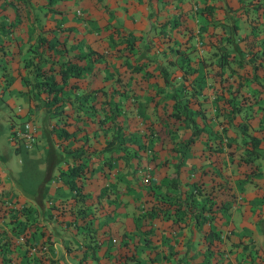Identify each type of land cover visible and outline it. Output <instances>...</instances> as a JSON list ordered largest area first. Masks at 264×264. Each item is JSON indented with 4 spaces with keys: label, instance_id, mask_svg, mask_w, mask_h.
Masks as SVG:
<instances>
[{
    "label": "rangeland",
    "instance_id": "obj_1",
    "mask_svg": "<svg viewBox=\"0 0 264 264\" xmlns=\"http://www.w3.org/2000/svg\"><path fill=\"white\" fill-rule=\"evenodd\" d=\"M242 1L198 0L200 12L194 6L196 0H0V29L3 24L16 17L12 31L0 30V212L5 207H12L20 213L14 222L18 223L19 220L21 227L25 226L19 231L21 233L17 235L15 244L5 247L13 258H17L18 262L23 261L21 254L24 247L21 243L25 239L24 233L27 232L30 237L35 228L33 224L37 222V232L40 230L36 232L38 242L31 241L29 253L43 252L42 254L55 257L56 262L53 264H124L119 263L116 256H120L119 261H123L121 253L126 249L129 253L133 249L136 251L140 264H174L173 260L180 255L183 256L178 261L180 264H216V260L218 264H264V148L256 161L258 164L252 167L244 163L236 166V161L228 162L227 167L211 165L216 172L212 180H224L226 171L231 174L233 190L239 201L233 202L226 222H219L215 218L211 220V226L220 231L211 241L212 247L207 248L209 237L202 236L200 231V234L188 236L187 230L180 231L188 226L180 227L179 230L173 224L171 214L174 201L168 197L173 189L169 187V183L173 163L180 158L179 151L158 149V157L151 159V153L142 150L139 160L136 156L129 157L126 161L116 159L110 166H106L101 164L96 153L84 156L81 163L73 158L77 151L63 150L62 143L57 141L59 160L51 177L45 179L48 144L41 124V110L37 107L41 101L33 91L35 80L40 78L37 69H33L31 65L37 59L35 48L38 46V36H45L48 44L56 45L53 51L63 50L59 54V58L63 60L71 55H82L90 49L102 51L107 44L113 45L107 35L112 32L113 27L122 35L117 36L118 41L122 40L121 49L117 53H122V56L112 57L108 62L123 70V80L130 75L131 64L141 61L142 58L137 57L163 56V53L171 56L175 63L167 64L163 56L160 61L147 63L144 67L156 72L158 63L167 64L170 79L176 83L182 82L184 69L180 65L183 61L181 55H177L175 47L180 44L182 49L185 43H191L195 50L192 46L188 47L187 50H192L188 62L196 69L188 77L202 74L205 81L217 82L210 70L216 64L217 56L212 55L210 49L206 50L208 46L203 48L202 42L192 41L194 36L190 35L188 28L193 26L195 31H199L201 26L208 29L216 25L219 28L224 22V9L228 3L237 7ZM245 1L253 6H264V0ZM213 3L215 6H212ZM30 16L33 21L29 20ZM251 16L254 15L243 13L237 17L238 33L250 30L255 23V18L252 21ZM184 25L187 27L183 28ZM145 40L148 42V49H144ZM127 42L134 44L133 62L124 50L125 43L127 49L129 47ZM46 53L49 54V50ZM209 62L212 63L208 65ZM108 72L104 70L98 75L94 85L113 82L114 79L103 76ZM140 76L133 75L131 79L134 81V78ZM153 77L151 85L155 87L157 80L162 81V78ZM235 77L237 72H230L229 75L227 70L218 75L221 80L231 82ZM140 84L146 86L148 82L140 80ZM140 93L144 100L146 90L141 89ZM208 96L212 98L211 95ZM210 99L208 102H211ZM263 106L264 100L248 103L243 110L244 114L240 113L235 118L238 130L246 125L247 129L244 130L263 135ZM208 122L216 127V119ZM26 124L25 134L15 136L14 128L25 127ZM217 128L221 129V124ZM177 130V135L182 139L189 134L182 125ZM29 134L35 139L30 140ZM208 138L207 143L206 138L198 140L179 159L181 182H190L199 177L200 168L196 166L204 164L205 151L202 147L209 144L212 148L219 137L212 134ZM227 140L226 138L223 142L226 143ZM229 140H235L233 135ZM241 141L244 142V139L235 141L234 148L237 152L244 151ZM69 144H73V141ZM169 145L166 144L167 147ZM77 164H80V173H70V168ZM219 171L222 173L219 174ZM71 177L75 178L74 187L65 183ZM152 186L164 197L163 200L156 201L158 206L168 205L165 212L156 217L150 226L142 213L153 204L149 195ZM229 192L230 190L228 198ZM99 195L103 196L99 198ZM111 200L114 202L113 206ZM68 204L84 211H76V225L65 227L64 221L60 224L56 220L67 213V209L65 213L60 212V208L68 207ZM50 207L54 214L49 216L52 210ZM99 209H103L100 213L106 211L105 215L109 219L117 220V225L121 223L115 235L107 233L109 229H94L95 219L101 218V222L105 220V217L97 216ZM123 213L126 214L125 220L119 216ZM79 216L82 218H78ZM6 220L7 216H0V224ZM0 227L5 229L3 231L10 230L8 225ZM148 228L152 230L148 231ZM47 232L52 236H47ZM146 234L154 238L150 244L146 242ZM172 235L178 238L176 242H171ZM120 239L122 242L126 240V247L120 246ZM85 242H100V246L96 251L87 248L88 255L81 257V247L86 246ZM169 244L180 252L171 261H167L165 256ZM155 249L159 251L156 252ZM92 254L98 256L97 259ZM0 264H5L2 255Z\"/></svg>",
    "mask_w": 264,
    "mask_h": 264
},
{
    "label": "trees",
    "instance_id": "obj_2",
    "mask_svg": "<svg viewBox=\"0 0 264 264\" xmlns=\"http://www.w3.org/2000/svg\"><path fill=\"white\" fill-rule=\"evenodd\" d=\"M196 1L194 6L201 12V6L198 0ZM250 4L245 0L237 7L228 3L224 9V22L219 28H216V25L208 29L201 26L199 31H195L193 26L188 28L190 35L194 36L192 41L202 42L203 48L208 46L206 50L210 49L211 54L217 56L216 64L210 68L211 75L216 78L217 82L212 83L205 81L202 74H197L192 78L188 77V74L196 69V67L193 69L188 62L189 53L192 50L187 49L192 46L191 43H185L182 49H180V44L175 47L177 55H181L180 58L183 61L180 66L184 69L183 81L176 83L170 79V72L166 66L175 62L171 56L163 53L161 55L165 57L167 64L158 63L156 72L147 70L144 66L150 62L160 61L163 56L137 57L142 58L141 61L138 64H131L133 66L130 68V75L123 80V70H119V66L114 67L108 62L112 57L122 56V53H117L121 49L122 40L117 39L120 34L116 27H113L112 32L107 34L113 45L107 44L102 51L90 49L82 55H71L63 60L59 58L63 50L53 51L56 45L48 44L45 36H38L39 42L35 48L37 59L31 62V65L40 75V78L35 80L33 91L41 101L37 107L41 110V124L48 144L45 179L51 177L53 168L59 160V152L56 150L57 141L62 143L63 150L77 151L73 154V158L81 163L84 156L96 153L101 164L110 166L116 159L126 161L129 157L136 156L139 160L142 150L150 152L151 159H155L158 157V149L169 148L168 151H179V159H182L184 151L198 140L206 138L207 143L208 136L212 134L218 136V141L212 148L209 144L202 147L205 151L204 164L196 166L200 168L199 177L190 182H181L179 159L173 163L169 183L173 193L168 196L174 201L171 215H173L175 227L179 229L190 224L191 227L200 231L202 236L209 237L206 247H212L211 241L218 236L220 229L213 228L211 220L215 218L219 222H226L227 214L232 211L233 202H238L239 197L235 196L231 174L226 171L224 180H212L216 172L211 165L227 167L228 162L236 161V166L244 163L252 167L258 164L256 161L260 158L264 148V134L250 133L244 130L247 129L246 125H243L244 128H240L239 131L238 124L235 122L238 114H244L243 110L248 103L253 104L264 100V6ZM212 6H215L214 3ZM243 13L253 14L251 18L252 21L253 17L255 18V23L251 25L249 31L241 34L238 33L237 17ZM29 20L33 21L31 16ZM15 23L16 17L3 24L0 30L12 31ZM186 27L187 25H184L183 28ZM127 43L129 47L127 49L125 43L126 49L124 50L133 62L135 61L132 50L134 44ZM143 46H145L144 49L149 48L147 40ZM48 50L49 54L46 53ZM42 63L45 64L42 65ZM211 63L209 62L208 65ZM104 70L109 72L103 76L114 79L113 82L94 85L98 75ZM224 70H227L229 75L230 72H237V77L233 79V82L218 78ZM133 75L141 76L132 81ZM152 76L162 78V81L157 80L155 87L151 85ZM140 80L148 84L144 86L140 84ZM185 81H187L186 84ZM141 89L146 90L144 100L140 93ZM29 93L32 94V91ZM208 94L212 96L211 99ZM209 99L211 102H208ZM211 119H216V127L209 124L208 121ZM219 124H221V129L217 128ZM179 125H182L184 131L189 133L185 139L177 135ZM232 135L234 141L229 140ZM226 138L228 140L224 143L223 140ZM239 138L244 139V142L241 141L243 152H237L235 149V141ZM70 141H73V144L70 145ZM166 144H170L169 147ZM79 166L80 164L73 165L69 170L70 173H80ZM65 183L74 187L75 178L66 179ZM228 190H230V198L227 197ZM149 195L153 204L142 213V217L151 226L154 219L165 212L168 204L158 206L156 201L163 200L164 197L157 193L156 188L151 189ZM100 196L103 195H99V198ZM80 209L68 204V207L60 208V212L65 213L66 211L67 213L58 220L55 214V220L60 224L64 221L65 227L76 225V221L74 222L76 211H84ZM53 214L52 209L49 216ZM19 215L20 213L14 211L12 207H5L0 212V216L8 217V220L1 222L0 226L8 225L10 229L8 232L0 227V255L5 264H53L56 262L55 257L42 254L43 252L29 253L31 241L38 242L36 234L40 230L37 232V222L33 224L35 228L30 237L27 232L24 233L25 239L21 243L24 247L21 254L23 261L18 262L17 258H13L5 250V247L15 244L17 235L21 233L19 232L22 228L20 221L18 220L19 225L14 222ZM78 225L81 226L80 222ZM24 228L25 226L22 229ZM94 229L99 231L96 226ZM151 230L148 228V231ZM51 233L47 232L46 235L52 236ZM109 233L113 235L111 230ZM145 239L148 244L154 241V238L148 234L145 235ZM177 239L172 235L171 242H176ZM125 242L126 240L122 242L120 239V246L126 247ZM98 243L85 242L86 246L81 247V257L88 255V249L98 250L100 246ZM167 246L169 249L166 250L168 252L165 256L167 261H171L179 249L172 244ZM155 251L159 250L155 249ZM121 254L123 255L122 262L119 261L121 257L116 256L119 263L140 264V258H137L134 249L130 253L126 249ZM97 257L94 254L93 258L97 259ZM182 257L180 255L173 260L174 264H180Z\"/></svg>",
    "mask_w": 264,
    "mask_h": 264
},
{
    "label": "crops",
    "instance_id": "obj_3",
    "mask_svg": "<svg viewBox=\"0 0 264 264\" xmlns=\"http://www.w3.org/2000/svg\"><path fill=\"white\" fill-rule=\"evenodd\" d=\"M78 201V200H77ZM111 202V204H112V206H113V204H114V202H113V200H111L110 201ZM124 204V203H123ZM107 206H108V203H107ZM100 211H103V209H99L98 210V213H97V216H102V217H105V220L103 221V222H101L102 220H101V218L100 219H95L94 221H95V226H97V225H99L98 226V230H100L99 228H102V229H105L106 231L108 230V229H110L112 232H113V234L115 235L116 234V229H118L119 228V226L121 225V223H118V225L116 224V222H117V220H112V219H109L108 217H106V215H105V212L106 211H104V212H102V213H100ZM107 216H109V215H107ZM119 216L123 219V220H125L126 219V214L125 213H123V214H119ZM110 217V216H109ZM119 220V219H118ZM99 221H100V223H99ZM122 226H124L125 227V224H123ZM180 230V229H179ZM188 231L186 234L188 235V236H190V234L191 235H197V234H199L198 233V231H197V229L195 228V227H191L190 226V224L188 225V227L187 228H185V229H183V230H180V231H182V232H184V231ZM124 231V230H123ZM107 233H109V231H107ZM107 237H109V236H107Z\"/></svg>",
    "mask_w": 264,
    "mask_h": 264
},
{
    "label": "built area",
    "instance_id": "obj_4",
    "mask_svg": "<svg viewBox=\"0 0 264 264\" xmlns=\"http://www.w3.org/2000/svg\"><path fill=\"white\" fill-rule=\"evenodd\" d=\"M26 127H27V124H26L25 127H23V126H17V127H15L14 130H13L14 131V135L15 136H18V137H21L22 135L25 134ZM28 136H29L28 138L30 140H34L35 139V137L32 134H29Z\"/></svg>",
    "mask_w": 264,
    "mask_h": 264
}]
</instances>
